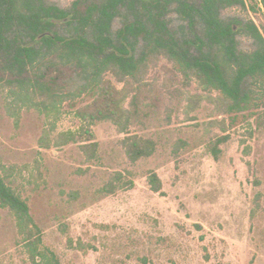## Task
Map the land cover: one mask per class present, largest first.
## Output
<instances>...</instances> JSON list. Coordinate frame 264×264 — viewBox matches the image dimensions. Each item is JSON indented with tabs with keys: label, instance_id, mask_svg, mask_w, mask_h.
<instances>
[{
	"label": "rangeland",
	"instance_id": "rangeland-1",
	"mask_svg": "<svg viewBox=\"0 0 264 264\" xmlns=\"http://www.w3.org/2000/svg\"><path fill=\"white\" fill-rule=\"evenodd\" d=\"M45 1L80 11L96 0ZM243 1L244 7L221 9L220 17L234 19L236 48L250 53L255 42L243 23L252 21L264 39V6L260 0ZM174 7L172 3L168 8L166 20L179 39L192 28ZM125 15L121 11L112 20L111 35ZM56 23V31L67 35L70 26ZM196 46V41L190 43L189 52L200 53ZM142 48L139 39L132 52L135 59ZM213 53L231 76L233 67L227 66L225 56L216 49ZM83 64L50 54L24 73L28 80L42 76L63 98L58 114L49 118L51 123L31 105L32 100L21 101L17 87L7 81L9 75L0 72V162L13 166L7 182L26 198L40 229L41 246L52 251L60 264H264V77L245 79L240 92L246 94L245 100L230 108L220 103L224 99L220 89L197 85L179 64L149 53L134 72L133 95L124 106L129 110L127 130L152 138L155 151L130 161L120 142L124 132L102 120L92 126L98 150L88 159L75 143L59 148L37 143L44 128L55 135L80 125L75 110L97 91L94 68ZM102 77L122 87L112 70ZM84 84L87 91L75 94ZM193 94L201 97L191 109ZM219 119H225L226 131L210 124ZM223 135L228 138L216 142ZM179 140L184 144L174 152ZM214 147L219 149L216 156ZM35 161L40 165L39 179ZM116 171L132 185L101 192ZM150 171L161 181L160 192L150 189ZM257 192L262 196L255 206ZM17 239L13 216L0 207V264H31ZM78 242L85 252L76 248Z\"/></svg>",
	"mask_w": 264,
	"mask_h": 264
},
{
	"label": "trees",
	"instance_id": "trees-1",
	"mask_svg": "<svg viewBox=\"0 0 264 264\" xmlns=\"http://www.w3.org/2000/svg\"><path fill=\"white\" fill-rule=\"evenodd\" d=\"M260 1L264 6V0ZM172 3H175V11L192 28L191 33L179 39L170 31L166 20ZM233 6L244 7V1L96 0L79 11L63 9L45 0H0V72L9 75L7 81L17 87L16 94L21 97V101L32 100L31 105L51 123L49 118L58 114L63 98L51 90L49 81L42 80V76L37 80L23 79L27 68L50 54L93 67L97 91L89 103L75 110L80 120L78 128L59 131L55 135L51 134L50 129L44 128L37 143L42 148H59L75 143L86 158L92 159L98 150L92 126L97 121L110 120L124 132L120 142L126 157L136 161L150 156L156 148L152 138L127 130L129 110L124 106L125 100L133 95L134 72L147 54L164 55L179 64L183 73L194 78L197 85L220 89L224 97L220 103L229 104L230 108L233 105L239 107L245 100L246 94L240 93L245 79L264 77V39L257 27L252 22L243 24L245 31L253 38L255 48L250 53L239 52L232 27L234 19L226 21L220 17L221 9ZM121 11L126 14L123 23L111 35V22ZM67 15H70V19L64 23L70 26L68 34L60 35L52 28L51 19ZM38 35L41 37L36 40ZM139 39L144 48L135 59L133 54L128 55L127 46L134 50ZM195 41V49L200 53L193 54L189 52V45ZM214 49L225 56L227 66L233 67L231 76H227L220 67ZM106 70L113 71L116 80L122 82V87L118 88L110 79L102 77ZM87 89L88 84H84L77 88L75 94ZM36 93L41 96L40 99H35ZM200 97L199 94L189 96L191 109L198 105ZM19 117V113H16L15 127L19 124ZM225 122V119H219L210 121V124L217 123L222 131H226ZM227 138L228 135H223L216 142ZM180 144L184 142L177 141L174 152L178 151ZM218 151V147H214L213 155L216 156ZM34 166L35 177L39 179L41 171L38 161H35ZM13 173V166L0 162V207L13 216L18 242L23 244L31 264H60L52 251L41 246L40 229L26 198L7 182ZM148 184L152 191L160 192L161 181L153 171L148 173ZM131 185V179L124 178L120 171H116L100 190L113 193L119 187ZM261 196V192L255 193V206H258ZM68 243L73 244L70 237ZM76 248L86 251L81 242L77 243Z\"/></svg>",
	"mask_w": 264,
	"mask_h": 264
},
{
	"label": "water",
	"instance_id": "water-1",
	"mask_svg": "<svg viewBox=\"0 0 264 264\" xmlns=\"http://www.w3.org/2000/svg\"><path fill=\"white\" fill-rule=\"evenodd\" d=\"M69 19H70V15H67L66 17H63V18H57V19L56 18H52L51 21H53V22H66ZM40 37H41V35H38L36 37V40H38Z\"/></svg>",
	"mask_w": 264,
	"mask_h": 264
},
{
	"label": "flooded vegetation",
	"instance_id": "flooded-vegetation-1",
	"mask_svg": "<svg viewBox=\"0 0 264 264\" xmlns=\"http://www.w3.org/2000/svg\"><path fill=\"white\" fill-rule=\"evenodd\" d=\"M260 2H261V1H260ZM48 4H49V3H48ZM51 5H53V4H51ZM247 22H252V21H247ZM52 23H53L52 28H53L54 30H56V29H55V26H57L58 23H56V22H52ZM122 23H123V22H122ZM244 23H246V22H244ZM244 23H243V24H244ZM18 39L20 40V38H18ZM27 41L30 42L29 39H27ZM125 45H126V43H125ZM127 47H128V49H129V53H128V55L132 54L133 50H132L129 46H127ZM108 50H111V48H109ZM118 53H119V52H118ZM124 55H125V54H124ZM128 55H127V56H128Z\"/></svg>",
	"mask_w": 264,
	"mask_h": 264
}]
</instances>
